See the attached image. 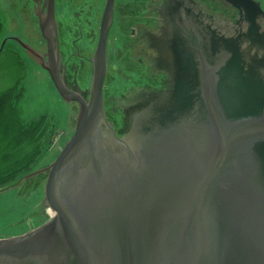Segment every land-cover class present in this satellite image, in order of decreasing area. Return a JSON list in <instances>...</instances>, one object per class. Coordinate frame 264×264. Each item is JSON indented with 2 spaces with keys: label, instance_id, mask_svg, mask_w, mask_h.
Segmentation results:
<instances>
[{
  "label": "water",
  "instance_id": "1",
  "mask_svg": "<svg viewBox=\"0 0 264 264\" xmlns=\"http://www.w3.org/2000/svg\"><path fill=\"white\" fill-rule=\"evenodd\" d=\"M113 8L106 0L87 101L46 69L78 105L75 129L32 174H47L43 206L54 216L1 240L0 264H264V58L219 41L225 57L203 63L188 115L168 118L173 103L148 109L119 139L102 103Z\"/></svg>",
  "mask_w": 264,
  "mask_h": 264
},
{
  "label": "flooded vegetation",
  "instance_id": "2",
  "mask_svg": "<svg viewBox=\"0 0 264 264\" xmlns=\"http://www.w3.org/2000/svg\"><path fill=\"white\" fill-rule=\"evenodd\" d=\"M15 1L19 6L17 12L21 9L20 17L31 14L36 33L29 40L38 39L42 48L30 47L29 52L34 56L32 59L23 45L27 40L22 41L23 38L17 34L6 36L1 47L9 42L21 46L30 60L44 72L48 74L46 69L53 72L67 90L87 101L84 91L79 90L75 80L71 82L70 78V74L76 70V58L82 56H76V50L73 55H68L73 48L63 44L98 41L106 0H90L84 14L81 8L71 10L77 4H64L60 0H51L52 3L50 0ZM206 2L114 0L113 21L107 39L102 103L105 121L117 138L128 139L135 119L148 109L154 111L173 103L175 109H169L168 118L175 116L174 119H178L188 115V91L199 88L203 63L212 66L225 57L226 50H221L219 41L236 44L241 40L250 48L249 56L264 58V10L259 4H252L249 0H209L210 3H207L211 5V11L206 14ZM50 5L52 13L49 11ZM224 9L232 19L223 17L221 20V15L214 13ZM12 10H16L13 5ZM11 15L17 25L19 20L16 14ZM111 32L117 47L108 61ZM235 48L238 49V46L235 45ZM237 53L243 52L232 51L231 56ZM80 64L83 65L84 60H80ZM262 71L259 69L257 72L260 77ZM155 75L162 78L154 82L151 77ZM114 84H118V92ZM117 113L121 118L120 129L108 119Z\"/></svg>",
  "mask_w": 264,
  "mask_h": 264
},
{
  "label": "rangeland",
  "instance_id": "3",
  "mask_svg": "<svg viewBox=\"0 0 264 264\" xmlns=\"http://www.w3.org/2000/svg\"><path fill=\"white\" fill-rule=\"evenodd\" d=\"M60 1L64 4H77V6L71 7V10L76 8V11L78 8H81L83 14L86 5L90 2V0ZM206 1L209 2V0ZM251 1L259 4L260 8L264 10V0ZM207 2L205 3V12L206 14H210L211 5ZM12 5L16 10H12ZM18 7L16 1L0 0V47L5 37L11 34L19 35L23 38L22 41L27 40L23 42L24 48H30L31 46L34 48L39 47L41 43L38 39L29 40L36 33L31 14L28 13V16L24 14L20 17L21 9L17 12ZM11 13L16 14V18L19 20L17 25H15L16 23L13 21ZM214 13L221 15V20H223V17L228 20L232 19L229 12L225 9ZM82 20H84V16ZM17 27L19 28L17 29ZM112 34L113 32L110 34L108 44V61L112 51H115L117 47ZM96 42L97 40L92 43L80 41L63 44V46L73 48L69 50L68 55H73L76 50L77 53L75 55L80 54L82 56L80 59L76 58V70L70 74V78L71 82L75 80V84L77 83L79 90L84 91L86 95L84 97L86 98H88L90 79L89 60L95 49ZM39 48L41 49L42 46ZM22 49L21 46L12 42L7 43V45L4 44L1 47L0 91L17 84V92L21 95L17 105L21 121L24 124H29L44 117L46 124L49 125V130L47 131V138L43 145L42 153L35 164L26 170V172L18 175L8 186L0 189V241H9L24 236L46 224L52 218V212L43 207L44 186L47 174L40 173L34 177L32 174L48 168L54 162L64 144L71 138L78 114L77 104L65 103L55 90L48 74L39 65L30 60ZM80 60H84L83 65L80 64ZM128 75L131 77L130 74ZM161 78L159 75H155L151 77V80L155 82V79L160 80ZM114 85L118 92V84ZM108 119L113 122L117 129H120L121 118L118 113L115 117ZM26 179H28L29 184Z\"/></svg>",
  "mask_w": 264,
  "mask_h": 264
},
{
  "label": "trees",
  "instance_id": "4",
  "mask_svg": "<svg viewBox=\"0 0 264 264\" xmlns=\"http://www.w3.org/2000/svg\"><path fill=\"white\" fill-rule=\"evenodd\" d=\"M17 86L0 91V189L35 164L49 130L44 117L29 124L21 121Z\"/></svg>",
  "mask_w": 264,
  "mask_h": 264
},
{
  "label": "bare ground",
  "instance_id": "5",
  "mask_svg": "<svg viewBox=\"0 0 264 264\" xmlns=\"http://www.w3.org/2000/svg\"><path fill=\"white\" fill-rule=\"evenodd\" d=\"M53 214V213H52Z\"/></svg>",
  "mask_w": 264,
  "mask_h": 264
}]
</instances>
